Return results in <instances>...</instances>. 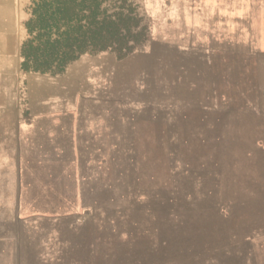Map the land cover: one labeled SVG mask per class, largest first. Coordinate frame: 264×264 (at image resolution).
<instances>
[{"label":"rangeland","instance_id":"obj_1","mask_svg":"<svg viewBox=\"0 0 264 264\" xmlns=\"http://www.w3.org/2000/svg\"><path fill=\"white\" fill-rule=\"evenodd\" d=\"M39 1L0 13V264H264V0H130L141 43L56 75Z\"/></svg>","mask_w":264,"mask_h":264},{"label":"trees","instance_id":"obj_2","mask_svg":"<svg viewBox=\"0 0 264 264\" xmlns=\"http://www.w3.org/2000/svg\"><path fill=\"white\" fill-rule=\"evenodd\" d=\"M25 29L21 70L56 75L85 53L121 59L141 43L146 25L130 0H40Z\"/></svg>","mask_w":264,"mask_h":264},{"label":"crops","instance_id":"obj_3","mask_svg":"<svg viewBox=\"0 0 264 264\" xmlns=\"http://www.w3.org/2000/svg\"><path fill=\"white\" fill-rule=\"evenodd\" d=\"M22 2L23 0H0V13L6 11V7L13 13H19L21 10L20 6L22 5Z\"/></svg>","mask_w":264,"mask_h":264},{"label":"water","instance_id":"obj_4","mask_svg":"<svg viewBox=\"0 0 264 264\" xmlns=\"http://www.w3.org/2000/svg\"><path fill=\"white\" fill-rule=\"evenodd\" d=\"M191 46V45H190ZM203 49L202 47H194V46H191L190 47V51H188L190 54L193 52L194 54H196V56H199L201 58H204L206 57V55L203 53ZM210 49V48H209ZM189 53H185V54H189ZM212 107V106H211ZM213 108H214V105H213Z\"/></svg>","mask_w":264,"mask_h":264}]
</instances>
